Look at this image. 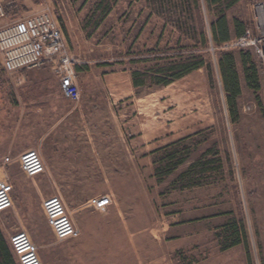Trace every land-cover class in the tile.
<instances>
[{
	"label": "rangeland",
	"instance_id": "1",
	"mask_svg": "<svg viewBox=\"0 0 264 264\" xmlns=\"http://www.w3.org/2000/svg\"><path fill=\"white\" fill-rule=\"evenodd\" d=\"M34 1L41 8L27 10L23 0H4L8 21L33 11L54 13L80 62L81 100L63 98L48 66L9 76L0 61V142L20 138L29 120L36 130L37 118L28 109H43L47 126L59 116L83 114L90 119V134L107 152L100 158L106 172L102 179L96 158L89 152L69 156V147L56 150L62 163L58 182L47 170L27 178L15 161L7 168L15 208L0 214L10 250V238L25 231L39 247L43 264H248V254L252 264H264L263 69L252 49L231 52L242 91L233 122L218 68L224 52L212 50L217 45L211 37L220 11H226L231 40L238 37L236 22L252 29L254 6L264 0L215 5L209 0ZM192 57L202 58L206 67L169 88L158 85L153 77L158 66ZM244 59L256 66L257 78L250 83ZM122 70L150 77L139 90L142 115L131 103L113 107L109 102L104 76ZM159 95L178 108L175 116L189 121L190 133L147 151L138 140L139 124L153 116L154 108L143 103ZM249 106L252 110L245 111ZM198 122L205 125L197 127ZM64 127L68 131L61 139L83 144L80 125ZM53 152L39 153L44 160ZM5 157L0 151V163ZM103 195L115 202L107 213L87 208L90 199ZM55 196L64 199L80 238L55 239L42 210L43 202ZM165 216L173 218L167 222ZM178 221L205 235L180 249L156 238L155 231ZM219 222L225 229L216 227ZM236 229L244 244L231 250Z\"/></svg>",
	"mask_w": 264,
	"mask_h": 264
},
{
	"label": "built area",
	"instance_id": "2",
	"mask_svg": "<svg viewBox=\"0 0 264 264\" xmlns=\"http://www.w3.org/2000/svg\"><path fill=\"white\" fill-rule=\"evenodd\" d=\"M247 48L252 49L260 60L264 74V4L254 6L252 29H246L242 36L220 46L212 44L214 52H233ZM0 61L9 76L48 66L59 82L63 98L75 103L81 100L76 72L80 62L70 52L58 19L48 9L33 11L22 18L8 21L5 2L0 0ZM251 110L250 106L245 108V111ZM15 161L27 178L33 179L46 173L43 157L36 150L26 151L17 159L3 158L0 163V214L15 208L14 186L7 173V168ZM114 204L112 196L103 195L90 199L87 208L104 214ZM42 210L58 242L80 238L81 230L61 196L45 200ZM10 247L18 264H43L39 247L27 232L14 234L10 238Z\"/></svg>",
	"mask_w": 264,
	"mask_h": 264
},
{
	"label": "crops",
	"instance_id": "3",
	"mask_svg": "<svg viewBox=\"0 0 264 264\" xmlns=\"http://www.w3.org/2000/svg\"><path fill=\"white\" fill-rule=\"evenodd\" d=\"M23 4L27 10L41 8V5L36 4L34 0H23ZM200 70L196 72H200ZM192 74L184 77L183 79L191 76ZM175 83L164 88H169ZM104 89L107 93L109 102L113 107L131 103L137 110V113L142 115L140 101L143 97L139 96V90H136L133 85L132 72L122 70L107 74L104 76ZM154 93H158V91ZM166 99V96L159 95L157 98L147 100L143 103L145 107L149 106L154 108L153 116L149 118L143 117L139 124L138 140L142 142L147 151L157 147V144L172 142L176 139L184 137L185 135H189L190 133L189 121H187L183 115L179 117L175 116L178 108H176V106L173 107V105L167 106L166 104H168V100ZM31 112L35 113V117L37 118L36 130L31 127L30 120L28 118L29 121L24 124L23 132L20 138L15 136L5 144L0 142L1 154L17 159L21 154L29 150L37 149L41 153V150L45 152L47 148H53V155L49 156L45 153L44 160L46 170L53 176L55 179L54 181L58 182L56 178L60 173H62V163H60V159H58L61 155L56 152V150L66 149V147H69V156L80 155L79 152H82L81 155L89 152L94 158H96L98 170L101 173L102 179H104L106 169L104 162L102 159L100 160V158L107 156V152H105L106 150H104L103 147L99 148L96 138L90 134L91 127L89 124V118L83 114L77 117H71L67 114L65 116L55 118L53 123L50 126H47L43 109L38 108L37 110H27L28 115ZM71 124H78L81 126L80 131L84 135L83 144H81V141L75 142L73 139H71L70 142H66L61 139V136L68 131L64 125ZM203 125L205 124L198 122L197 127ZM19 139H21L22 142L20 141L18 143ZM74 148L79 149L76 152H73L72 150H74ZM59 187L64 186L59 185ZM170 218L172 219L173 216L163 217V219L167 220V222ZM176 223L169 222L164 225L161 230H154L156 238H160L167 244L170 243V245L175 247V249H180L182 246L187 245L205 235L204 232L200 233L199 231H195L189 222L178 221ZM216 227L225 229L226 224L224 222H219ZM237 248H241V244L231 247V250ZM247 261L249 264L248 256Z\"/></svg>",
	"mask_w": 264,
	"mask_h": 264
},
{
	"label": "trees",
	"instance_id": "4",
	"mask_svg": "<svg viewBox=\"0 0 264 264\" xmlns=\"http://www.w3.org/2000/svg\"><path fill=\"white\" fill-rule=\"evenodd\" d=\"M234 1H238V0H234ZM219 2L220 0H209L210 5H215ZM230 6H228V9L230 8ZM235 27H236V35L238 37L242 36L245 32V27L243 25H240L238 22H236ZM211 35H212L211 36L212 41L217 46H220L221 44L231 40L232 32L226 16V11H220L218 13L217 19L211 25ZM205 42L206 41L204 36V43ZM249 63L251 66L250 68H247ZM243 65L245 66V69L247 71V79L250 83L252 77L255 79L257 78L256 66L251 60L250 62H248L246 59L243 60ZM204 67H206V62L202 58H197V57H192L187 59L183 58L181 60L171 61L170 63L165 64L163 66H158L157 70L154 71L153 77H155L154 79L156 78L159 79L158 80L159 86L166 87ZM218 68L223 84V89L226 94V101L229 110V115L231 119H233V122H235L237 116V106H238L237 101L242 91L240 86L239 75L236 69V60L234 55L231 52L221 53L218 61ZM250 72H252V75H249ZM164 74L167 75V77L161 79L160 77ZM132 78L135 89L140 90L142 87L145 86L146 80H148L150 77L141 71H133ZM234 235L236 238L228 247L244 244L243 238L237 229L235 230ZM245 247L248 248L247 245H245ZM248 260H249V264H252L249 254H248ZM0 264H17L1 230H0Z\"/></svg>",
	"mask_w": 264,
	"mask_h": 264
}]
</instances>
